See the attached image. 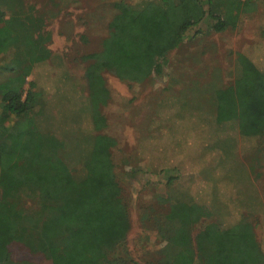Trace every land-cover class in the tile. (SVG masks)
I'll list each match as a JSON object with an SVG mask.
<instances>
[{
  "label": "rangeland",
  "instance_id": "obj_1",
  "mask_svg": "<svg viewBox=\"0 0 264 264\" xmlns=\"http://www.w3.org/2000/svg\"><path fill=\"white\" fill-rule=\"evenodd\" d=\"M253 1L252 11L223 32H214L210 19L194 26L141 83L102 71L109 100L99 107L105 119L99 131L91 120L86 69L109 36L119 0L24 1L50 35L51 55L26 78L23 98L30 91L41 95L43 131L60 138L97 133L116 139L112 160L131 221L117 252L133 264L164 261L168 239L180 227L169 215L184 204L201 206L207 214L192 228L194 241L209 223L229 228L245 221L254 225L264 252V136L241 134L245 107L236 85L239 55L264 72V0ZM6 76L8 71L0 70V83ZM218 110H237L240 119L218 121ZM74 168L82 176L81 165ZM9 253L10 264H52L20 242H12Z\"/></svg>",
  "mask_w": 264,
  "mask_h": 264
},
{
  "label": "trees",
  "instance_id": "obj_2",
  "mask_svg": "<svg viewBox=\"0 0 264 264\" xmlns=\"http://www.w3.org/2000/svg\"><path fill=\"white\" fill-rule=\"evenodd\" d=\"M24 1L0 0V19L8 15L0 26V62L9 57L7 65H0L8 71L0 83V264H10L12 242L42 253L52 264H133L117 252L131 221L112 160L116 139L97 133L60 138L43 131L38 121L45 110L41 95L30 91L23 98L26 78L51 55V37ZM125 1L115 5L118 13L109 36L86 69L94 131L105 127L99 107L109 100L102 71L141 83L159 70L163 58L194 26L210 19L211 29L223 32L252 11L254 2L144 0L133 6ZM238 61L243 119L237 110H218L217 120L240 119L242 135L264 136V72L244 55ZM76 165H81L82 176L75 174ZM181 208L169 215L180 227L169 237L160 264H264L252 223L229 228L209 223L194 241L192 228L207 214L197 205Z\"/></svg>",
  "mask_w": 264,
  "mask_h": 264
}]
</instances>
